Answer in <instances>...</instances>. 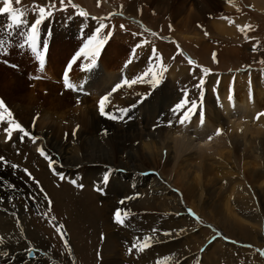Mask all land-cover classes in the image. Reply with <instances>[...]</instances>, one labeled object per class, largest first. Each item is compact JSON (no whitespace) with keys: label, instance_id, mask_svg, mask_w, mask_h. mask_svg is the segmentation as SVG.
Returning <instances> with one entry per match:
<instances>
[{"label":"bare ground","instance_id":"obj_1","mask_svg":"<svg viewBox=\"0 0 264 264\" xmlns=\"http://www.w3.org/2000/svg\"><path fill=\"white\" fill-rule=\"evenodd\" d=\"M183 1L181 0V5H178L172 16L184 9ZM143 2L155 6L154 10L157 12L161 13L165 9V12L169 13L170 0H143ZM234 2L236 3L234 0L228 3L232 6ZM120 11L115 13L116 16L120 14L134 20L137 19L136 17L141 19L140 16L131 14L126 9L122 8ZM205 12L199 4L194 14L181 16L183 18L180 20L187 17L183 23L180 22L183 29L187 31V33L182 34L184 39L198 42L199 38L195 36L196 30L192 24L195 21H201L202 17L206 16ZM181 14L178 13L177 17H180ZM0 19L4 20L3 23H0L2 26L6 23V16L0 15ZM116 20L114 22H117ZM30 23L29 20V25ZM29 25H24L22 30L26 32ZM98 26V21L90 16L74 19H57L55 16H51L46 19L40 25L38 37L42 33L46 35L56 34L60 38L52 40L50 36L43 41L38 39V45L44 51L43 66L40 65L38 58L29 48L20 46L23 44V37L20 35L21 29H14L12 36L9 37L5 30L0 27V39L6 41V46L0 50V99L5 102L15 120L37 137L36 143L33 144L31 139H24L23 143L30 151H37L38 148L45 149L49 157L55 161L56 171L62 173L64 179L69 183L75 181L74 184L85 186V189L87 187L95 190L100 189L99 191L108 194L104 198L100 197V208H97L96 205L92 206L93 210L87 206H83V208L94 214V218L99 217L101 212L102 216L99 220L103 223L105 239L110 244V249L114 239L120 236H126L132 242L137 237L151 236L153 237L152 246L149 252H145L147 249L143 252L148 260L143 259L142 256H135L134 259H139L137 264H170L180 258L169 249L168 235H165L166 232L164 231L170 232V227L166 223L170 220L168 219L170 204L172 202L178 204L177 186L187 190L185 196L195 198L200 202L204 196H201L196 190L205 189L210 182L211 173H213L220 184L231 185L232 196L239 203L244 199L242 194L247 193L245 189V183H247L245 179L247 178L252 180V188H257V191L264 195V140H260V138L255 140L256 134H261V126L258 125L260 129L256 126V129H253L250 123L252 118L257 117L259 113H264V111L258 109V101L250 99L245 94H240L233 102V110L229 109L227 102L226 107L218 104L217 107L224 110L222 117H220L218 108L206 107L203 124H201V118L200 120L193 119L189 124L191 127L189 130H187L189 125L186 127L179 125L178 117L180 114H174L172 110H165L166 117L169 116V120L167 119L166 122L171 121L172 127L167 126L166 123L165 126L153 127L152 124L157 123H155V119L163 116H157L160 109H157L156 106L161 98L166 97V92L160 88V95H156L155 88L154 90L151 89L149 97H145L141 101V95L137 94L142 88L136 84L131 88L124 86L113 93L110 101L111 103L117 102V105L113 106V109L106 110L107 112H117L118 109L126 107L129 109L127 115L117 112L118 115L122 116L119 120H112L99 115L96 102L98 103L101 96L110 92L124 78L129 79L131 71L138 66V63L136 64L132 60V63L125 67L129 55L128 49L132 50L138 39L133 34L123 33L120 25L116 23L110 29L112 37L100 47L99 54L94 57L95 66L88 71L86 70L87 66L93 61V52L98 43V40L89 42L88 37L95 34V29ZM143 27L147 28L144 25ZM218 27L222 29L220 26ZM101 34L102 32L100 36ZM45 44L46 49H44ZM79 46L84 48L83 52L78 49ZM87 46H89L88 49ZM78 53L80 55L69 70V80L76 85L84 84L83 91L66 89L63 83L64 71ZM150 53V50L146 51L145 59H148ZM24 75L30 79L24 78ZM52 79L53 82L46 81ZM151 87L142 90L143 93H146ZM58 91H60V96L56 95ZM233 91L234 89L231 87L230 92ZM40 92H43L44 95ZM240 92L244 93V91ZM91 94L93 97H87ZM228 95V92L222 94L226 100L229 99ZM176 98L175 102L181 101V96L178 95L171 97V100ZM210 101L211 99L207 98L205 106H208ZM220 102L223 100L220 99ZM111 103L108 105L110 106ZM164 104L169 103L164 102ZM224 112L228 118L234 116L244 119V121L239 123L235 118L232 122L229 121L224 132L232 134L230 139H222L224 134L222 130L223 134L216 136L214 143L219 144L222 141L223 144H219L217 147L216 145L212 146L213 144L210 145V142L206 141L207 135L209 133L215 134L221 119L225 117ZM59 115L61 116L59 117ZM71 115V118L75 119H70ZM63 119L66 120V124H60ZM258 122L264 125V115L259 117ZM3 127H7V125H0V155L1 152L9 151L13 145L20 142L18 133H14L13 139L6 142L5 134L2 131ZM187 131L194 133V135L189 136ZM247 132L251 133L247 134ZM261 137H264V133ZM240 138H245L241 160L250 157L256 159L252 165L248 161L242 163L243 182L230 184L228 177L231 166L228 160L233 155H230L227 147L231 148L234 143L240 147V141H237ZM204 147L211 148L212 151L206 149L205 152ZM200 149L203 151L196 154V159L192 165L193 162L190 161L191 156L188 153L191 150ZM219 154L224 157L220 158ZM208 159L213 160V162H206ZM212 163L215 164V167L211 169L210 164ZM41 165L45 167L44 162H41ZM163 165L171 167L170 174L172 176L162 177L160 172L164 171ZM84 167L87 168L83 169ZM116 168H119L117 169L119 171L115 170ZM191 168L197 169L191 173ZM48 170L52 171L50 168ZM149 171L152 173L148 174ZM201 172L206 175L205 181L201 179ZM0 178L2 180L8 179L7 172L0 170ZM170 179L174 183H170ZM9 181L11 185H15L14 189L25 184L14 175ZM126 181L131 184V189H129ZM103 182H109L108 189L104 190ZM211 182H215V180L212 179ZM52 191H54L55 196L59 197L56 190L53 189ZM8 193V182L3 181L0 186V240L3 241L0 243V253L6 252L7 256L0 255V264H15L16 259L27 253L28 248H21L23 244L31 247L36 246L45 253L50 251H46V241L54 242L53 244L58 246L61 242L54 234H49L50 237L44 238L43 231L38 229L35 221H30V216H25L22 213L24 211H19V207L15 204H8ZM63 197L72 198L69 194ZM95 197L96 195L89 191V194L84 196V201L93 202ZM122 200L125 201L124 204H120ZM229 206L232 204H229L227 200V210L230 209ZM124 207L128 211H137V215L130 217L132 223L128 224L127 230H123V232L116 230L117 233H115L112 224L114 221H111L112 215L117 208L122 209ZM236 217L235 220L238 222L248 221L237 216V214ZM253 221L262 220L257 217ZM182 222L181 226H183ZM245 225L254 226L253 223ZM153 229L157 230L156 233L153 232ZM107 258L108 256H103L101 264H107ZM260 258L250 255L253 264H264V260ZM41 259L42 256L36 254L35 259H24L23 264H39ZM243 259L244 257L240 258V260Z\"/></svg>","mask_w":264,"mask_h":264},{"label":"rangeland","instance_id":"obj_2","mask_svg":"<svg viewBox=\"0 0 264 264\" xmlns=\"http://www.w3.org/2000/svg\"><path fill=\"white\" fill-rule=\"evenodd\" d=\"M74 1L76 4H79L80 7L86 8L89 12L87 16L94 18L98 23L101 22L98 16H115L107 21V23H111L110 26L107 25L106 21H103V24L106 23L104 32H106L105 35H108V39L111 34L110 29L117 23L120 25L121 31L124 30L123 33L135 35L138 39L136 41L137 43L139 41H147L142 48L137 49V56L133 61L136 64L138 63V66L135 70L131 71L129 79L147 72L149 68H152L153 71L163 73L162 77H158L160 83L155 87H151V83H148L150 77H145V82L143 83H137V85H140L142 88L137 94L141 95V101L145 97H149L151 89L154 90L155 88L157 92L156 95H160V88L166 92V97L161 98L156 106L157 109H160L159 111L157 110V116H163L155 119V123H157L152 124L153 127L159 125L165 126V123L168 126L166 120L169 116L166 117L167 114H165V110L171 111L175 105L180 102L179 100L175 102L177 98L171 100V97L175 95L181 96V100L187 98V100L197 103V108L194 110L195 112L191 114V120L185 124V127L188 126L193 119L200 120L201 114H203L205 120V108H209V106L218 108L220 117H222L224 110L219 109V107H217L219 106L218 104L226 107L227 102L229 109L233 110V102L236 101V97L238 95L240 96V94H245V96L250 99L258 101V109L264 111V0H234L236 3L234 2L232 6H230L229 3L233 0H184V9L178 12L182 13L180 17H177L178 13L173 16L172 13L177 9L178 5H181V0H170L169 13L165 12V9L161 11V13L157 12L154 10L155 6L146 4L143 0H72L71 4H68V0H65L67 10L60 11L59 0H54L56 10L53 12L52 16H55L57 19L83 18L79 13L85 11H81ZM47 3L48 0H20L18 5L14 3L13 6L25 9L28 13V20L32 21L35 18L33 5H45ZM199 4L202 6V10L206 11V16L202 17L201 21H195L192 24L196 30L195 36L199 38L197 40L198 42H193V40L183 38L184 36H182V34L187 33V31L183 29L181 23H183L187 17L184 20H180V18H183L181 16L194 14ZM72 5H75V7ZM122 8L126 9V11L131 14L140 16L141 19L136 17L138 20H134L120 14H117V16H122V18L117 17L115 13L121 12L120 10ZM123 18H128L142 27L143 25L145 26V24L151 26L154 30L160 32H157L160 37L164 38L166 36L167 38H173L183 48L185 47V50H189L194 54L204 68L197 70L198 67L194 66V70L191 71L190 67L187 65V59L179 55L173 58L175 53L173 44L162 42L152 33L144 31L140 26ZM115 19H117V22H114ZM141 20H144L145 24L143 22L142 24ZM2 21L4 22L3 19H0V23H3ZM122 25L123 27H121ZM237 25L250 26V28L241 31L238 30ZM143 28L148 31L147 28ZM50 36L52 40L60 38L56 34L46 35L41 33L38 39L43 41L46 38H50ZM100 37H102V34ZM166 37L165 39H167ZM254 46L255 51L253 50ZM153 47L157 50L156 55L160 57V59L156 60L154 63L151 60L149 61ZM78 49H83L84 51L82 46H79ZM148 50L151 51V55L147 57L148 59H145V54ZM128 51L129 55L126 59L127 61L131 58L132 50L128 49ZM161 65L163 67H161ZM205 68L209 70L207 74L203 71ZM163 69H167V71H163ZM23 77L30 79V77H26L25 75ZM201 78L205 80V84L202 88H198L196 85ZM46 81L53 82L54 80ZM147 87L151 88H149L146 93H143L144 91L142 90H146ZM231 87L234 89L232 93L230 92ZM201 91H203V96H201ZM240 91H244V93ZM224 92H228V100L222 96ZM185 93H187V97H182ZM40 94L44 95L43 92H40ZM59 94L60 91L56 93L57 96H60ZM87 97L93 96L91 94ZM207 98H210L211 101L207 104L208 106H205ZM220 99L223 100V102H220ZM164 102H168L169 104L163 105ZM115 105H117V102H112L110 106H107L108 108H106V110L113 109ZM96 109H98V106H96ZM97 113L100 115L99 110H97ZM225 114L226 112H224V115ZM60 116L61 115H59V117ZM71 117L72 115L69 118L75 119ZM171 118L170 120H172ZM234 118L239 123L244 121V119L241 118H236L234 116L228 118V116L225 115V117L221 119L218 129L224 132L227 129L226 125L229 124V121L232 122ZM62 121H60V124H66L65 119ZM258 121L259 119L255 117L252 118L250 122L253 129H256V127L260 129L259 126H261V134H256L255 140L259 138L260 140H264V137H261L264 133V125H261ZM189 129H191L190 125L187 130ZM187 133L189 136L194 135V133H190L189 131H187ZM248 133L251 132H247V134ZM216 136H219L216 132L214 135L209 133L206 141L210 142V145L213 144L212 146L216 145V147L219 146V144H223L222 141L219 142V144L214 143ZM231 136L232 134L224 132L222 139H230ZM248 136L250 137V135ZM209 137H211V139H209ZM237 141H240V147L237 146L236 143L232 144L231 148L227 147V150L230 151V155H233L231 159L228 160L231 166L230 176L228 177L230 184L243 182V174H241L243 167L242 163L248 161L249 164L252 165L255 163L256 159L250 157L241 160L245 138H240ZM196 142L197 140L195 143ZM31 143L33 144V142ZM16 144V147L13 145V147L10 148L11 151L7 150L6 152H1V155L4 156L7 161L19 165L18 170H14L9 166L0 167V170L6 171L8 175V179L2 180L0 178V186L3 184V181L8 182V204H15L19 207V211H24L22 213L25 216H30V221H35L38 229L43 231L44 238L50 237L49 234H54L55 237L60 240L59 242H61L57 246L53 244L54 242L46 241V251H50L47 253L44 252V255L41 254L42 259L39 264H101L103 256H108L106 260L107 264H137L139 259H134L135 256H142L143 259H147L143 254L144 251L140 252L133 249L132 253L129 254L128 249L131 247L132 241L126 236L115 238L110 249V244H108L105 239L103 223L99 220L102 216L101 212L99 213V217L96 216L97 218H94V214H91L83 208V206H87L90 210H93V205L100 208L101 200L99 201V199L100 197L104 198L108 195L106 192L98 191L90 187L85 189V186L69 183V181L65 179L61 180L59 176L54 175L52 171L48 170L47 161L43 157L36 152L30 151L21 141ZM206 149L207 151H212L211 148H203L205 152ZM203 150L189 151L188 155L191 156L190 161L193 162L192 165L196 159V154ZM222 154H219L220 158L224 157ZM41 162H44L45 167L41 165ZM206 162L211 163L213 160L208 159ZM214 167V163L210 164L211 169ZM85 168L87 167L83 169ZM162 168H164V171H159L162 177L172 176L170 174L171 167L169 165H163ZM24 169H27L28 172L35 177V181H38L39 185L32 179H29ZM117 169L119 168L115 170ZM195 169L197 168H191L190 172L192 173ZM12 175L22 180L23 184H25L17 189L11 187L9 180ZM200 176L202 181H205L206 175L201 172ZM212 179H214L215 182H211ZM245 181H247V183H245L247 193L242 194L244 199L241 203L233 198L231 185L224 186L220 184L218 178L214 176L213 173H211L208 186L203 190H196L201 196H204L200 202L195 200V198L185 196L187 193L185 188L180 186L176 187L178 191V204L175 202L170 204V209L168 211V219L170 220H168L166 224L170 227L169 233H171V235H168L167 239L168 247L180 258L176 262L170 264H253L250 255H255L258 258L261 257L260 259L264 260V256L261 255V250H264V195L260 194L257 188H252L253 184H251V179L247 178ZM126 182L128 183V181ZM169 182L174 183L172 179H170ZM108 184L109 182H103L102 186L104 190L108 189ZM130 186L131 184L128 183L129 189H131ZM53 189L56 190L59 197L55 196L54 191H52ZM89 191L96 195V197L93 199V202L91 201L88 203L87 200L84 201V196H87ZM66 194H69L72 198H64L63 196ZM31 196H34L35 199H30ZM227 200L229 204H232V206H229V210L226 208ZM49 201L51 202L50 211ZM185 207H188V209H185ZM123 209L126 208L124 207L122 210ZM188 210L194 212L199 219L197 220L187 213ZM236 214L248 221H242L243 223L238 222L235 220L237 219ZM136 215L137 211H128V219L125 224L120 225L112 222L115 228L113 231L117 233L116 230L122 232L123 230H127L128 224L132 223L130 217ZM53 217H55V219H53ZM257 217L262 221H253V219ZM54 220L63 225V237L56 231V226L58 225H56ZM111 221H114L113 215ZM181 221H183V226H181ZM248 223H253L254 226L248 227L245 225ZM164 231L168 233L167 230ZM65 241L68 242L67 246ZM229 245L234 246L228 247ZM249 245H251V247H248ZM22 246L21 248L23 249L34 248L35 257L36 254H40V250L36 246L31 247L26 244ZM150 248H147L145 252H149ZM35 257L28 258L27 253L22 254L19 259L15 260V264H23L24 259L32 260L35 259ZM243 257L244 259L240 260V258Z\"/></svg>","mask_w":264,"mask_h":264},{"label":"snow or ice","instance_id":"obj_3","mask_svg":"<svg viewBox=\"0 0 264 264\" xmlns=\"http://www.w3.org/2000/svg\"><path fill=\"white\" fill-rule=\"evenodd\" d=\"M14 3L18 5L20 3V0H0V15L6 16V23L0 27H2L7 32V35L9 37L12 36V32L14 29H21L20 35L23 37V44L20 46L29 48L31 52L34 53L36 57L38 58L40 65L43 66L44 65V51L41 50V48L38 45V35L40 31V25L44 23L46 19L51 17L53 15V12L56 10L55 2L54 0H48V3L45 5L34 4L33 11L35 13V18L31 21L30 25H29V20L27 18L28 16L27 11L22 8L14 7L13 6ZM59 3H60L59 10L66 11L67 6L65 4V0H59ZM68 4H71V0H68ZM72 6L75 7V5H72ZM79 14L81 16H87V13L85 12H80ZM24 25H29V28L26 32L22 30ZM121 27H123V25ZM105 28H106V25L101 23L95 29V34L91 37H88L89 42L93 40H98L95 51L93 52V61L91 64L87 66V69H86L88 71H90L91 68L95 66L94 57L99 54V49L104 42L103 38L100 37V33ZM237 28L238 30L243 31L245 29L250 28V26L237 25ZM153 35H156V33H153ZM146 43L147 41H141L133 47L132 52H131V58L126 62L125 67H127L128 64H131L132 60L136 58L137 49L142 48L144 44ZM5 46H6V41L3 39H0V50H2ZM46 47L47 46L45 44L44 49H46ZM253 50L255 51V46ZM81 52H83V49L81 50ZM156 53H157V50L153 47L152 55L150 57V60L153 63L156 60L160 59V57H158ZM79 55L80 53H78L77 56H74L72 58V61L67 65L64 71V74H63V83H64L65 88L73 90V91H83L84 89V84L76 85V84H73L69 80V70H71L72 65L76 62ZM189 63L191 64L192 62L189 61ZM161 67L163 66L161 65ZM163 71H167V69H163ZM203 71L205 74L209 72V70L206 68L203 69ZM162 74H163L162 72H156V71H153L152 68H149L147 72H144L132 79L124 78L120 83H117L111 89L110 92L101 96V98L99 99L98 109H99L100 115L106 116L108 119H112V120L121 119L122 116L118 115L117 112L127 115L129 111L128 108H120L117 110V112H107L106 111L108 104L111 103L110 97L113 95V93L117 92L120 88L124 86L131 88L133 85L137 83H143L145 82V77H150V80L148 82H150L153 85V87H155L156 85L160 83V79L158 77H162ZM204 84H205V80L201 78L199 80V83L196 85V87L202 88ZM201 96H203V91H201ZM185 97H187V93H185ZM196 108H197V103L195 101H189L187 100V98H185V99H182L179 103H177L175 107L172 109V111L174 114H177V113L180 114L178 117V123L179 125L183 126L187 122H190L191 114H193ZM261 115H264V113H259L256 118L259 119ZM203 122H204V117H203V114H201V124H203ZM4 124L7 125V127L2 128V131L5 134L6 142L11 141L13 139L14 133H18L19 139L21 142H23L25 138H29L31 139L33 143H36L37 137L33 136L28 129H26L21 123L15 120L12 112L6 106L5 102L2 99H0V125H4ZM168 126L169 127L173 126L171 121L168 122ZM216 134L217 135L222 134V130L217 129ZM209 139H211V137H209ZM37 151L42 157H45L46 159H48L49 168L53 171V174L59 176L61 179H64L65 177L63 176V174L56 171L54 167L55 161L51 157H49L46 150L43 148H38ZM5 166H9L14 170L19 169L18 164L10 163L9 161H7V159L4 156L0 155V167H5ZM24 172L29 177V179H32L33 181H35V177H33L31 173L28 172L27 169H24ZM35 182L37 183V185H39L38 181H35ZM73 183H75V181H73ZM11 187L14 188L15 185H11ZM99 190L100 189H98V191ZM30 199H35V197L31 196ZM124 203L125 201L123 200L120 201V204H124ZM50 205H51V202L49 201V211L51 210ZM188 211H189V214L192 215L195 219L197 220L199 219V217H197L194 212H192L191 210H188ZM113 216H114L115 223L123 225L128 219V210L127 209L122 210L120 208H117ZM53 219H55V217H53ZM56 231L60 233L61 236L63 237L64 235L63 225L56 226ZM156 231H157L156 229H153L154 233ZM165 235H171V233H165ZM152 240H153V237L151 236H144L143 238H140V237L135 238V240L131 244V247L128 249L129 254L132 253L133 249L143 252L147 248H150L152 246ZM0 243H3V241L0 240ZM67 243L68 242L65 241L66 246H67ZM248 247H251V245H249ZM27 250L31 251V248ZM0 255L7 256V253L3 252V253H0ZM261 255H264V250H261Z\"/></svg>","mask_w":264,"mask_h":264},{"label":"water","instance_id":"obj_4","mask_svg":"<svg viewBox=\"0 0 264 264\" xmlns=\"http://www.w3.org/2000/svg\"><path fill=\"white\" fill-rule=\"evenodd\" d=\"M32 254H33L32 252L29 253V255H32Z\"/></svg>","mask_w":264,"mask_h":264}]
</instances>
